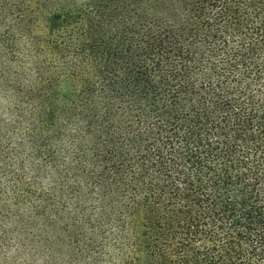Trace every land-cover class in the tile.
<instances>
[{
    "label": "trees",
    "instance_id": "1",
    "mask_svg": "<svg viewBox=\"0 0 264 264\" xmlns=\"http://www.w3.org/2000/svg\"><path fill=\"white\" fill-rule=\"evenodd\" d=\"M0 176L1 264H264V0H0Z\"/></svg>",
    "mask_w": 264,
    "mask_h": 264
},
{
    "label": "rangeland",
    "instance_id": "2",
    "mask_svg": "<svg viewBox=\"0 0 264 264\" xmlns=\"http://www.w3.org/2000/svg\"><path fill=\"white\" fill-rule=\"evenodd\" d=\"M5 182H6V178L1 177L0 176V207H2V204L4 203L3 201H1V198L3 200L6 199V194H7V188L5 187ZM8 201H5L7 204H8ZM1 213V212H0ZM7 245V248L6 249H3V248H0V264L1 262H9V259L11 257V254L10 253H13L12 251H9L8 249H10V244L9 242L6 243ZM10 252V253H9ZM14 254V253H13Z\"/></svg>",
    "mask_w": 264,
    "mask_h": 264
}]
</instances>
